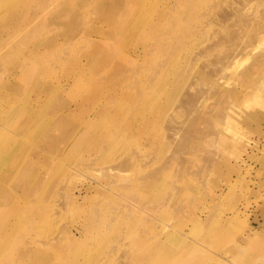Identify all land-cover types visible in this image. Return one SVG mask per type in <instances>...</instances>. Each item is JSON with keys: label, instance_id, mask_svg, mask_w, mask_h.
Instances as JSON below:
<instances>
[{"label": "rangeland", "instance_id": "obj_1", "mask_svg": "<svg viewBox=\"0 0 264 264\" xmlns=\"http://www.w3.org/2000/svg\"><path fill=\"white\" fill-rule=\"evenodd\" d=\"M219 1L0 0V264H264V33L180 103Z\"/></svg>", "mask_w": 264, "mask_h": 264}, {"label": "bare ground", "instance_id": "obj_2", "mask_svg": "<svg viewBox=\"0 0 264 264\" xmlns=\"http://www.w3.org/2000/svg\"><path fill=\"white\" fill-rule=\"evenodd\" d=\"M251 1L256 2L257 6H260V7L264 6V0H220L219 3H217V5L218 4L219 5L218 6L216 5V7L214 8L217 11L214 14H212L213 16H215L213 18L212 22H214L216 24L219 22L218 23V27H220L219 31H221L222 33H219V35L217 36V43H219V46H221L223 50L219 53L218 52L215 53V58H214V60H212V62L208 63V61H209L208 60L206 62L207 64H204V65L202 64L203 67L201 69H199L198 73H196L197 77L194 81L195 85H197V86L200 85L199 89L196 88V90H199V91H195V92L193 91V93L191 92L189 95H186L184 97L182 96L183 98L180 102V103H182V105L190 106L195 100L200 98V96L203 93L201 89L204 90L205 89L204 86L207 85V87H208L212 78L221 74L220 71L223 70V65L225 63L224 60L228 61V60H230V58L234 59V58L238 57L247 48L246 45L248 43L251 44L253 41H255L259 37L260 33H262V32L264 33V12L260 15L256 11V14L252 17L253 20H251L250 22H249V19L247 18V15L244 12L245 9L249 6ZM263 10H264V7H263ZM245 23H248V24L245 25ZM245 30L248 32L246 35V38L244 40H240L241 34ZM198 50H200V49H198ZM206 50L207 49H205V52H206ZM195 56H197V55H195ZM263 60H264V52H263ZM198 61H199V59H198ZM262 61H261L260 57H257L246 70L241 72V74L239 75V78L237 80L238 83H236V85H235L236 88L235 89L233 88L232 91L229 90L230 92H227V93L223 92L222 90L218 91V93H216L217 95L215 94L217 96V100H218V98H221V100L222 101L224 100V102H225V100H227V98L234 96V94H236V90H238L237 86H239V87L243 86L242 82H244L245 80L247 81L251 77L252 72L256 69V67L260 63H262ZM199 67H200V65H199ZM190 84H192V83L190 82ZM178 101H180V100H178ZM178 101H177V103L179 104ZM169 117H171V116H169ZM168 120H170V118L167 119V122H168ZM171 122H169V123H171ZM173 122H175V121H173ZM173 122L171 124H173ZM171 124H169L170 127L172 126L174 129H176L174 127V125H171ZM193 124H196L195 120L193 121ZM199 124H201V123L199 122ZM196 125H198V124H196ZM186 126H187V124H186ZM184 127H182V128H184ZM168 128H169V126L167 127V131L173 129V128H171V129H168ZM178 128H179V126H178ZM192 129H194V128H191L190 130L186 128V130L187 131L189 130L190 132L192 131ZM183 130H185V128ZM186 130H185V132H187ZM197 130H199V128ZM185 132H184V134H188V137H190V132H188V133H185ZM200 132H201V130H200ZM178 134H179V131H178ZM181 136H182V132H181ZM183 137H184V135H183ZM183 137H181V138H183ZM201 139H202V137H201ZM179 140H181V139H179ZM183 141L187 142L188 139H187V141L186 140H183ZM183 141L181 140V142L183 144H185ZM181 142L179 141L178 143H181ZM176 143L177 142H175V145L174 144L173 145L176 147L178 145H180V144L176 145ZM182 143H181V145H183ZM176 147H175V149H176ZM178 148L180 149V147H178ZM125 161H126V159H125ZM123 162H124V160H123ZM123 166H124V164H123ZM118 168H120V167L118 166Z\"/></svg>", "mask_w": 264, "mask_h": 264}]
</instances>
